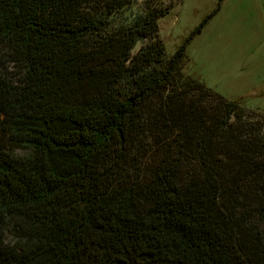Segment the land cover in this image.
Returning <instances> with one entry per match:
<instances>
[{
  "label": "trees",
  "instance_id": "16d2710c",
  "mask_svg": "<svg viewBox=\"0 0 264 264\" xmlns=\"http://www.w3.org/2000/svg\"><path fill=\"white\" fill-rule=\"evenodd\" d=\"M135 3L0 0V264H264V113Z\"/></svg>",
  "mask_w": 264,
  "mask_h": 264
},
{
  "label": "rangeland",
  "instance_id": "374dc122",
  "mask_svg": "<svg viewBox=\"0 0 264 264\" xmlns=\"http://www.w3.org/2000/svg\"><path fill=\"white\" fill-rule=\"evenodd\" d=\"M146 2L169 6L157 19L167 56L212 14L186 48L184 71L244 108L264 113V0H136L131 10L140 11Z\"/></svg>",
  "mask_w": 264,
  "mask_h": 264
}]
</instances>
